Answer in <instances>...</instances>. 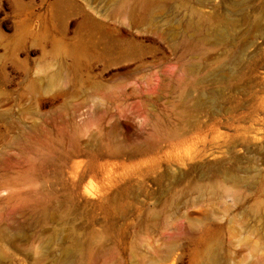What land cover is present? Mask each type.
Masks as SVG:
<instances>
[{"label":"rangeland","instance_id":"374dc122","mask_svg":"<svg viewBox=\"0 0 264 264\" xmlns=\"http://www.w3.org/2000/svg\"><path fill=\"white\" fill-rule=\"evenodd\" d=\"M0 232V264H264V0H0Z\"/></svg>","mask_w":264,"mask_h":264},{"label":"bare ground","instance_id":"6f19581e","mask_svg":"<svg viewBox=\"0 0 264 264\" xmlns=\"http://www.w3.org/2000/svg\"><path fill=\"white\" fill-rule=\"evenodd\" d=\"M2 235L3 234L0 232V238L2 237ZM57 246H58L59 251L54 256V264H70L72 262V259H71V248L69 246H67V245L66 246L57 245ZM215 253H216L215 249H210L207 252V254H206L205 258H204V262L202 264H215V262H216ZM169 254H170V251L167 252L166 255L169 256ZM0 256H1V254H0ZM142 264H148V263L144 259L142 261Z\"/></svg>","mask_w":264,"mask_h":264}]
</instances>
